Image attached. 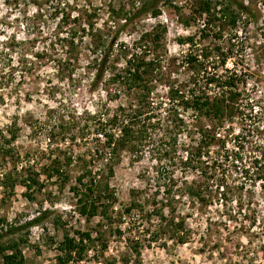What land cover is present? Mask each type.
<instances>
[{"label": "rangeland", "instance_id": "1", "mask_svg": "<svg viewBox=\"0 0 264 264\" xmlns=\"http://www.w3.org/2000/svg\"><path fill=\"white\" fill-rule=\"evenodd\" d=\"M142 1L0 0V130L10 139L14 135L11 140L21 154L31 151V159L19 160L17 167L32 164V176L39 182L33 190L18 181L12 188L3 185L4 174L14 169L0 156V217L7 225L21 224L50 212L40 224L4 240L26 238L20 245L24 264H56L58 243L65 233L76 236V230L94 236L102 231L107 246L96 255L98 247H92L82 261L69 264H264V0H243L255 10L257 23L245 29L238 20L218 38L205 14L193 12V0L166 1L157 17L147 13L126 23L111 55L116 67L92 84L99 36L108 41L124 23L125 12ZM159 30V42L145 56L157 60L148 81L149 102L137 105L133 99L139 90L113 82L111 72L125 64L120 44L132 48L142 33ZM234 32L237 37L231 36ZM186 36L194 38L199 50L216 44L230 48L227 66L242 71L243 90V111L218 128L223 141L209 146V158L189 165L184 164L185 149H192L197 136L178 127V118L191 122L194 114L178 98L188 96L191 86V71L180 64L190 47L178 38ZM129 102L147 112L143 115L149 114V120L134 150L124 149L113 163L109 183L121 203L133 198L148 208V203L172 197L175 216L190 229L186 243L165 236L143 246L138 257L130 252L125 234L103 226L101 216H80L72 191L84 161L102 165L99 160H76L100 144L93 130L96 121ZM42 152V160L34 158ZM52 161L61 163L62 173L49 175ZM171 178L167 195L163 188ZM189 185L200 188L202 201L187 193Z\"/></svg>", "mask_w": 264, "mask_h": 264}, {"label": "trees", "instance_id": "2", "mask_svg": "<svg viewBox=\"0 0 264 264\" xmlns=\"http://www.w3.org/2000/svg\"><path fill=\"white\" fill-rule=\"evenodd\" d=\"M166 1L169 2V0H143L132 12H125L124 23L115 30L108 41L105 42L99 36L94 49L95 63L92 84H99L105 78L108 68L116 67L111 60V55L116 51L114 45L126 23L147 13L157 17L161 11L160 4H164ZM192 5H194L193 12L196 13V16L205 14L206 23L213 25L214 30H217L214 34L216 38L225 28L232 31L238 20H241L245 29L249 23H257L255 10L243 0H193ZM161 34L162 30L155 33L146 31L139 36L132 48L120 44L119 54L126 57L125 64L116 72H111L110 77L113 82L123 84L125 89L136 88L139 90L136 98L133 99L137 105L144 101L149 102L148 81L156 69L157 60L156 58L146 59L145 56L150 53L151 47H155L159 42ZM232 35L237 37L238 33L234 32ZM178 41L180 44H187L190 47L183 55L180 64L185 65V70L191 71L187 81L191 86L187 93L188 96H178L181 106L194 113L191 122H185L184 118H178V127L182 125L189 134L197 136L192 144V149H185L184 164L189 165L191 160L200 161L204 156L209 158V146L223 141L218 128L222 126L226 118H232L243 111L240 103L243 90L239 84L242 71L227 66V60L231 53V49L228 47L223 48L220 44H216L211 48L199 50L192 36L179 37ZM240 41L241 44H244V39L240 38ZM175 91L178 93L180 90L176 89ZM133 102H129L126 107L118 105L111 114L107 112L105 117L96 121L93 130L95 140H100V144L95 143L94 148L89 151L87 156L78 154L76 160H91L92 162L99 160L102 161V165L100 164L98 167L94 165V167L90 161H84L82 169L75 178L72 191L76 198L75 208L78 214L86 218L101 216L103 226L111 228L118 236L125 234L123 238L130 252L138 257L143 246L149 247L165 236L175 240L176 243H186L190 237V229L181 216H175L176 208L170 202L172 197L167 196L165 200L148 203V208L143 202L133 198L128 202L121 203L109 183L110 177L114 175L113 163L119 160L120 153L124 149L134 150L135 141L142 137L144 132L142 127L149 120V114L143 115L147 112L135 109L132 105ZM204 119L210 123L204 122ZM10 137L12 139L14 135ZM11 139L0 130V156L3 160H10L14 169V172L4 174L1 182L12 188L13 184L18 181L27 190H33L34 187L39 186V182L35 178L36 175L32 176L33 173L36 174L33 165L29 164L27 168L21 166L20 169L17 167L19 160H30L32 153L30 150H26L21 154L14 147ZM43 154V152L41 155L35 154L34 158L42 160ZM52 160L58 159L53 158ZM67 160L72 159L68 157ZM214 160H218V158H214ZM48 167L51 169L49 175L62 173L61 163L58 161H52ZM21 169L23 172L20 171ZM27 171L32 172L25 176ZM173 183L174 180L171 178V183L164 186L163 191L167 195L171 194ZM187 190L191 197L202 201V192L199 187L189 185ZM25 196L33 198L29 192H26ZM170 206H172L171 209ZM164 209L169 210L165 212ZM49 213L48 210H44L21 224L10 225H7L4 218L0 217L1 264H24L25 258L20 245L25 242L26 238H12L6 241L4 238L40 224ZM75 235L71 236L65 233L63 239L58 243L56 264L82 261L90 248L98 247L96 255L101 254L107 246L106 241L103 240L104 233L100 230L95 231V236L87 230H76Z\"/></svg>", "mask_w": 264, "mask_h": 264}]
</instances>
